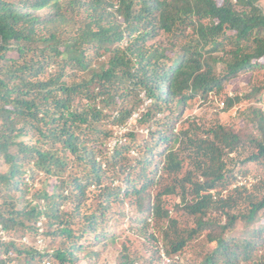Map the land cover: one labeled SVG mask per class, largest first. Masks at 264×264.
I'll use <instances>...</instances> for the list:
<instances>
[{"label": "trees", "instance_id": "trees-1", "mask_svg": "<svg viewBox=\"0 0 264 264\" xmlns=\"http://www.w3.org/2000/svg\"><path fill=\"white\" fill-rule=\"evenodd\" d=\"M263 3L0 0V264H264V116L175 127L244 76L222 113L264 98ZM239 144L262 172L223 196Z\"/></svg>", "mask_w": 264, "mask_h": 264}, {"label": "rangeland", "instance_id": "rangeland-1", "mask_svg": "<svg viewBox=\"0 0 264 264\" xmlns=\"http://www.w3.org/2000/svg\"><path fill=\"white\" fill-rule=\"evenodd\" d=\"M263 7H264V3H263ZM150 44H154V43L151 42ZM248 81H249V76H244V77L239 78V81L237 82H233V81L230 82L226 86V89L224 92L227 94L222 93L224 95H222L221 97L210 95L208 101L205 103H203V101L199 99V97L194 101L193 100L190 101L191 105L188 106L189 110L187 111V108H186V110L184 111L182 119L175 126L176 130H179L180 127H189V124L193 121H195L196 123L199 122L205 126H212L215 124L216 118L220 117L221 121L224 123V125H226L225 126L226 128L234 131L235 134L240 135L243 129H246L247 127L251 126V122H252L251 119L253 118L255 112L258 115L264 116V98L259 103L249 102V103L239 104L233 107L232 110H230L227 114L222 113L225 106L221 107L220 104L222 102L225 104V98L233 94L235 86L243 87ZM149 104H150V100H145L144 98V103L140 104L138 111L132 116V118L125 125H122L120 128L116 127L114 129L115 137L112 138V140H109L108 143L106 144V150L108 154H111V152L113 151L116 145H120L121 143H124L126 141L125 135L128 132L130 126L137 119H139V117L145 112V109ZM248 130H249L248 132H251L250 128ZM140 132L144 135V137L147 136L148 131L146 128L143 130H140ZM253 134L254 136H256L257 132ZM23 141H26V138H23ZM248 149H249L248 146L244 147L243 145L239 144L236 146L234 151L231 152V154L227 157V159H225V162L227 163V170L228 171L232 170L230 171V173H232L233 175L234 173L238 175L239 174L238 172L241 170L243 171L248 170L249 174L242 176V177L237 176L236 178L237 181L234 184L232 183L231 175L227 177L228 180L226 184L228 185L226 186L225 189H221L222 191L220 190L223 196L231 192L232 188L234 189L236 186H240L244 183H246L248 187H250V185L255 181L254 178L257 177L262 172L261 167H252L253 165H251L250 163H246V164L240 163L246 156L245 154ZM135 153H136L135 151L134 152L132 151V154L134 156L137 155ZM181 159L183 162V157H181ZM184 165L187 168H189L190 165L192 167L191 159L188 158ZM185 171H186L185 169L182 170V173ZM37 185L40 187L41 182L37 183L35 187ZM43 187L47 188V185H44ZM176 201H179V199L172 198L170 203H176ZM40 205L43 207L44 202L41 201ZM113 226L114 227L111 228V231L117 234L120 233L125 228L126 230L128 229L127 223L124 225H119V226L113 225ZM126 235H128L130 238H133L132 233H127ZM124 238H122L121 241H123ZM8 239H9V236L5 235L3 231H0V240L5 242ZM23 242H26V241H24L23 239ZM144 244L145 243L143 241H140L136 244V247L138 248L140 253L145 258H149L150 256H152V248H149L148 245H144ZM118 249H119V244L117 245L113 244L109 246L108 250H106L102 254L101 256L102 258L99 264H104L105 262L110 263V264L115 263L116 253ZM163 256L164 255L162 254V258L164 259Z\"/></svg>", "mask_w": 264, "mask_h": 264}, {"label": "clouds", "instance_id": "clouds-1", "mask_svg": "<svg viewBox=\"0 0 264 264\" xmlns=\"http://www.w3.org/2000/svg\"><path fill=\"white\" fill-rule=\"evenodd\" d=\"M220 105H221V107H224L225 104L222 102ZM42 264H43V263H42ZM45 264H46V263H45Z\"/></svg>", "mask_w": 264, "mask_h": 264}, {"label": "built area", "instance_id": "built-area-1", "mask_svg": "<svg viewBox=\"0 0 264 264\" xmlns=\"http://www.w3.org/2000/svg\"><path fill=\"white\" fill-rule=\"evenodd\" d=\"M46 264H50V263H46Z\"/></svg>", "mask_w": 264, "mask_h": 264}]
</instances>
